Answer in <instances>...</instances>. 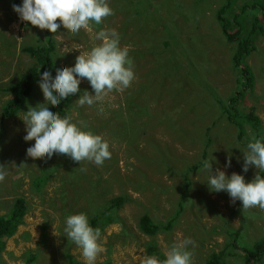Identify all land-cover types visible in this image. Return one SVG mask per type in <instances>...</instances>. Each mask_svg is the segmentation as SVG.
<instances>
[{
  "label": "rangeland",
  "instance_id": "1",
  "mask_svg": "<svg viewBox=\"0 0 264 264\" xmlns=\"http://www.w3.org/2000/svg\"><path fill=\"white\" fill-rule=\"evenodd\" d=\"M232 1L223 16L225 31L233 35L228 40L217 14L227 0H108L113 14L77 33L63 26L56 33L28 27L12 11L14 0H0V115L11 97L5 86L34 62L23 49L44 43L47 35L56 41L59 67L72 66L76 56L99 44L96 33L101 29L115 30L120 46L128 47L135 77L128 88L113 89L92 106L76 102L84 90L92 94L82 79L80 91L62 107L66 114L57 112L107 141L110 158L99 166L64 154L54 153L51 159L26 156L32 141L23 140L21 119L29 106L44 102L38 84L28 104L0 120V170L5 172L0 214L17 196L27 202L22 225L5 239L0 264H67V254L85 263L80 249L64 236L65 217L80 212L89 217L116 197L128 198L118 211L122 223L100 231L103 250L97 264H139L144 253L163 259L168 247L184 238L195 242L193 264H205L211 253L224 249L228 264H251L243 248L264 237V210L243 209L238 200L230 203L225 192H210L207 172L200 166L207 153L213 172L217 168L226 175L236 172L247 182L258 171L249 167L241 173V152L255 130L243 123L245 130L238 139L239 129L227 120L223 106L230 108L227 99L239 78L233 66L235 42L252 34L243 64L252 69L253 92L235 106L259 117L264 138V12H258L259 3L250 12L259 16L253 36L251 17H234L240 5L253 0ZM226 158L231 161L227 169ZM56 165L57 170H51ZM45 174L50 176L47 182L30 184L32 176ZM142 214L162 226L153 238L138 228ZM170 221V228H165ZM148 247L154 253H148Z\"/></svg>",
  "mask_w": 264,
  "mask_h": 264
},
{
  "label": "clouds",
  "instance_id": "2",
  "mask_svg": "<svg viewBox=\"0 0 264 264\" xmlns=\"http://www.w3.org/2000/svg\"><path fill=\"white\" fill-rule=\"evenodd\" d=\"M12 11L20 20L49 33H56L61 26L77 33L90 22L99 25L103 18L113 14L108 0H21L19 5H12ZM96 39L100 43L76 56L72 66L61 65L54 75L47 69L40 73L38 87L44 102L29 106L21 119L26 133L23 140L32 141L25 150L27 157L51 159L54 153L64 154L73 161L87 160L98 166L110 158L107 141L86 130L82 122L59 115L53 107L78 93L82 79L87 80L92 94L84 90L76 99L78 106L97 104L107 92L126 89L134 80L129 50L127 46H120L119 34L115 30L101 29ZM241 153V173H247L252 167L258 170L253 178L246 182L244 176L236 172L226 175L220 168L213 172L209 158L202 162V170L207 172V187L210 192H225L230 203L240 201L243 209L264 210V138L252 136ZM230 165L231 161L226 158L224 168ZM4 177L5 172L0 170V181ZM63 231L80 249L85 264H95L103 250L99 243L101 233L89 223L88 215L84 212L67 215ZM194 247L191 238H184L173 242L163 259L144 253L138 258L139 264H193Z\"/></svg>",
  "mask_w": 264,
  "mask_h": 264
},
{
  "label": "trees",
  "instance_id": "3",
  "mask_svg": "<svg viewBox=\"0 0 264 264\" xmlns=\"http://www.w3.org/2000/svg\"><path fill=\"white\" fill-rule=\"evenodd\" d=\"M228 3L219 7L220 11H217L218 18L222 22V32L226 36L228 40H233V35L229 33V31H225V28L228 26L227 19L223 16L224 14L230 10V6L232 5V0H227ZM16 5L21 3V0H14ZM261 4L262 7H259L257 4ZM212 4V3H211ZM258 6V9L264 12V0H253L251 4H243L240 5L237 9L238 11L234 14V17L241 16L242 14H247L250 16V12ZM17 16V14L15 13ZM254 16V15H253ZM250 16L254 21V27L251 28V32L254 35V30L257 28L256 24L258 21V14L256 16ZM33 27L28 23V27ZM237 35V33H234ZM252 34H247L243 39L239 40L236 43L237 49L233 58V66L234 68H238L239 78L237 86L235 88V93L231 94L228 104L230 108H226L223 106V111L227 116V120L233 122L235 126L239 129L238 139H241V135L245 130L244 124H248L255 130V136L257 138H263L261 136V129L259 124L261 123L259 117L252 111L244 112L238 109L236 105L237 101L244 97L245 95L253 92V78L254 75L252 73V69L243 64V58L247 55L248 48L251 49L252 43ZM254 45V41H253ZM23 51L29 55L33 60V64L26 68L21 74L19 73L15 80H12L8 85L5 86L4 90H6L11 97L6 100V102L2 105L0 120L9 119L17 114L19 110H21L26 104L29 103V100L33 97V90L38 84V80L40 77V73L44 70H49L53 75L56 71V41L52 35H47L45 42L39 44L34 47L24 48ZM197 54H195L196 56ZM194 56V57H195ZM195 62V61H194ZM69 97L61 100L60 104L53 106L54 110L58 113L66 114L64 111L63 105L67 104ZM67 101V102H66ZM225 105V104H223ZM244 123V124H243ZM261 136V137H260ZM204 157H201V161L203 162L206 159L207 153H204ZM202 162L200 166L202 165ZM20 163H18V167H20ZM71 170L72 167H69ZM51 170H57V165L51 167ZM73 170V169H72ZM70 172H74V171ZM50 179L48 174H45L44 177L38 178V176H32L30 178V184L39 182L44 184L47 180ZM187 185L186 189L189 187V182L186 180ZM90 183V182H89ZM64 184V182H63ZM43 186V185H42ZM42 186H39L37 191L42 190ZM185 191V190H184ZM193 193V192H192ZM186 194V192H185ZM128 200L127 197H116L112 198L106 203L102 208H96L94 213L89 215V223L94 227L98 228L102 231L106 226L112 224H121V217L118 214L119 209L124 204V202ZM187 199H185L186 201ZM182 203L179 204L180 208ZM27 212V202L23 198V196H17L10 203L8 209L3 214H0V252L5 247V239L14 235L20 225L23 223V218ZM171 221L165 226V228H170ZM138 228L139 230L153 238L157 233L161 232L162 226L158 223H154L152 218L148 214H142L138 220ZM122 233L124 232V227L122 228ZM237 241V238H233V243ZM251 248V249H250ZM250 248H243V251L248 255L249 261L251 264H264V237H262L259 241L253 243ZM222 251H225L222 250ZM220 251L218 253H211L210 256L205 261V264H228L224 259V253ZM148 253H154L152 247H148ZM67 258V264H85L80 261H77L73 256L65 255ZM31 258V262H32ZM30 261V260H29ZM97 264V263H95ZM101 264V263H98ZM104 264V263H102Z\"/></svg>",
  "mask_w": 264,
  "mask_h": 264
}]
</instances>
